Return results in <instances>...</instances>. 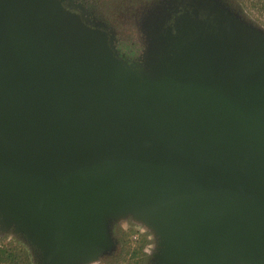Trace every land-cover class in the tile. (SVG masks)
<instances>
[{"label":"water","instance_id":"95a60500","mask_svg":"<svg viewBox=\"0 0 264 264\" xmlns=\"http://www.w3.org/2000/svg\"><path fill=\"white\" fill-rule=\"evenodd\" d=\"M66 1L0 0V212L40 264L104 250L123 210L157 264H264V35L195 10L137 69Z\"/></svg>","mask_w":264,"mask_h":264},{"label":"rangeland","instance_id":"374dc122","mask_svg":"<svg viewBox=\"0 0 264 264\" xmlns=\"http://www.w3.org/2000/svg\"><path fill=\"white\" fill-rule=\"evenodd\" d=\"M71 2L72 0H68ZM92 9L105 19L110 25L114 26L116 33L123 40L129 42H135L141 47L140 43H144L145 39L143 34L148 37L155 29V23L160 20L161 17L167 15L168 7L174 5L176 2L181 1L183 5L189 7L186 13L189 11L199 12V16L204 17L213 10L220 12L222 16L231 17L237 20L243 26H250L246 19L239 15L237 12V0H164L162 5L153 6L150 9V14L147 17L143 27V17L147 11L148 6L155 0H88ZM239 4V3H238ZM240 6V5H239ZM213 9V10H212ZM157 11V12H156ZM157 13V14H156ZM240 17H239V16ZM156 18V19H155ZM252 23V22H251ZM256 32L264 35V27L260 24L252 26ZM145 28V29H144ZM145 30V32H143ZM142 34V36H141ZM141 36V38H140ZM141 39V40H140ZM148 49L150 48V42L146 41ZM131 44V43H130ZM146 63H149L148 55L143 59ZM143 63V65H145ZM111 210H106L105 214ZM105 225L108 228L109 235L112 242H110L104 250L92 252L91 254L80 257L73 260L70 264H132L129 261L130 255L133 253L134 247L142 237L141 234L146 232V239L149 241L143 253L149 255V264H157L155 256L160 251L161 247V233L157 227H155L149 220L138 214L130 211L123 210V212L112 213L110 212L104 219ZM25 232L21 228L20 224L12 217H5L0 212V242H4L5 239H14L21 241L30 247L31 252L35 259H39L36 248L27 241L25 238ZM126 234L125 247L129 248L126 254L121 253L123 246L122 235ZM136 259L140 257L141 253L138 252ZM213 264H253L250 262H241L237 259L223 258Z\"/></svg>","mask_w":264,"mask_h":264},{"label":"flooded vegetation","instance_id":"af4514ba","mask_svg":"<svg viewBox=\"0 0 264 264\" xmlns=\"http://www.w3.org/2000/svg\"><path fill=\"white\" fill-rule=\"evenodd\" d=\"M162 1L164 0H155L150 3L145 13V16L143 17V27H144V23L147 17L150 14L149 12L150 9H152L153 6L162 5V3H159ZM66 2L70 4V8H72L73 10L79 11L87 21L94 23V24H98L99 26L105 28L108 31V33L110 34L112 38V42H113V45H114V48L117 54L127 64L137 69H142L146 66L145 61H143V59L145 60V58L148 55L149 49H148V44L146 46V43H147L146 41H150L149 35L147 37L145 33L143 34L145 39L142 40L144 43H140L141 47L138 45L139 42L137 45H135L136 41L128 43L126 40H123L121 37L118 36L114 26L110 25L105 19H103L100 15H98L92 9V7L88 3L89 2L88 0H72L71 2L69 1H66ZM188 9L189 7H187L186 5H183L181 1L176 2L174 5H171V7H168L169 14L167 16L169 18H166V15H165L164 17H161L160 20L157 21V23L154 24L155 25V29H154L155 36L160 38L169 30L175 33L176 31L175 25L177 21L180 18H182V16L185 15L184 13ZM143 32H145V30H143ZM143 63L145 65H143Z\"/></svg>","mask_w":264,"mask_h":264},{"label":"trees","instance_id":"16d2710c","mask_svg":"<svg viewBox=\"0 0 264 264\" xmlns=\"http://www.w3.org/2000/svg\"><path fill=\"white\" fill-rule=\"evenodd\" d=\"M237 2L239 3L236 4V8H239L237 12L243 17L242 19L251 21L252 23L249 22L251 27L255 26V24H260L264 27V0H237ZM146 234V232L141 234L142 237L130 255L129 261L132 264H149V255L143 253V249L149 243L146 239ZM122 236L124 243L121 253L126 254L129 251V248L125 247L126 234ZM138 252L141 255L136 259V256L139 255ZM0 264H40V261L34 258L30 247L25 243L14 239H5L4 242H0Z\"/></svg>","mask_w":264,"mask_h":264}]
</instances>
